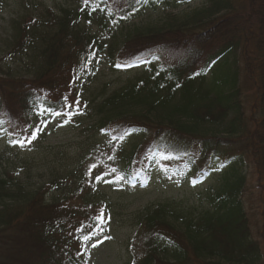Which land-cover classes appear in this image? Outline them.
Here are the masks:
<instances>
[{
    "label": "trees",
    "instance_id": "1",
    "mask_svg": "<svg viewBox=\"0 0 264 264\" xmlns=\"http://www.w3.org/2000/svg\"><path fill=\"white\" fill-rule=\"evenodd\" d=\"M114 1L127 3L128 18L197 0H75L59 9L21 0L11 61L0 58V134L35 131L46 116L73 117L80 71L90 72L96 57L116 71L147 72L76 111L104 138L83 158L110 154L111 173L91 177L81 159L56 167L48 185L26 187L0 169V264H90L86 246L114 219L99 185L145 186L159 164L176 179L193 170V183L229 170L199 212L170 203L140 211L128 264H264V0H202L209 6L193 16L122 42L87 26ZM251 90L247 112L242 94ZM202 123L222 135L202 133Z\"/></svg>",
    "mask_w": 264,
    "mask_h": 264
},
{
    "label": "rangeland",
    "instance_id": "2",
    "mask_svg": "<svg viewBox=\"0 0 264 264\" xmlns=\"http://www.w3.org/2000/svg\"><path fill=\"white\" fill-rule=\"evenodd\" d=\"M38 1L53 9L72 7L76 4L75 0ZM208 6V2L202 0L174 8L157 5L145 10H132L128 18H121V9H128V5L125 2L120 4L114 1L100 18L107 24L106 28L101 27L100 19L96 18L97 15L92 21H87V26L94 33H102L105 29H110V35H114L116 41L122 42L138 31L159 27L172 18L184 20ZM22 9L21 0H0V58L5 61H11L12 54L9 46L14 35L13 21L21 14ZM220 16L221 13L209 17L219 19ZM145 67L140 66L126 72L116 71L108 65L105 57H96L92 60L91 71H80L79 79L83 80H78L77 85L75 83L77 91L72 100L76 114L74 113L73 117L46 116L38 132L22 130V132L0 134L1 171L11 173L26 187L48 185L56 167L74 162L75 168L81 159L84 161L87 174L91 177L99 173L101 175L111 173L115 165L110 163L111 160L108 158L110 154H106L102 160L98 157L90 160L83 158L89 156V145L93 141L102 142L104 138L88 117L76 111L86 109L85 104L100 102L137 76L146 73ZM71 76L72 74H66L65 79L70 80ZM80 97L86 98V101H79ZM242 97L245 108L249 112L255 101V91H246ZM200 125L201 128L198 130L202 133L222 135L223 130L218 125L210 123ZM21 141L23 144L20 143ZM159 166L152 167L147 184L140 186L137 183L136 189H114L107 185L106 181L103 182L105 184L99 185L111 202L114 219L106 234L86 246V256L90 264H128L129 248L137 233V215L140 211L159 203H170L184 210L199 212L206 207L209 191L220 183L222 176L229 170V168L226 170L220 168L211 171L208 177L193 183L189 179L193 170L189 173V178L176 179L162 171L163 164ZM112 175L119 176L116 171Z\"/></svg>",
    "mask_w": 264,
    "mask_h": 264
},
{
    "label": "snow or ice",
    "instance_id": "3",
    "mask_svg": "<svg viewBox=\"0 0 264 264\" xmlns=\"http://www.w3.org/2000/svg\"><path fill=\"white\" fill-rule=\"evenodd\" d=\"M85 2H87V0H85ZM57 115H59V114H57ZM39 130L37 129V132H38ZM35 137L33 136V139H34ZM21 144H23V141H21L20 142ZM97 179H99V177H97ZM96 219L98 220V221H101L102 219H103V213H101L100 215H98L97 217H96ZM102 230V229H101ZM86 239H90V237H85Z\"/></svg>",
    "mask_w": 264,
    "mask_h": 264
}]
</instances>
